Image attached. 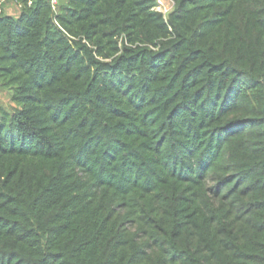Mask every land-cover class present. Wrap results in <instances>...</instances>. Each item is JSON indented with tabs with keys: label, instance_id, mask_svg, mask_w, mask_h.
<instances>
[{
	"label": "trees",
	"instance_id": "trees-1",
	"mask_svg": "<svg viewBox=\"0 0 264 264\" xmlns=\"http://www.w3.org/2000/svg\"><path fill=\"white\" fill-rule=\"evenodd\" d=\"M15 1L0 264H264V0Z\"/></svg>",
	"mask_w": 264,
	"mask_h": 264
},
{
	"label": "rangeland",
	"instance_id": "rangeland-1",
	"mask_svg": "<svg viewBox=\"0 0 264 264\" xmlns=\"http://www.w3.org/2000/svg\"><path fill=\"white\" fill-rule=\"evenodd\" d=\"M159 2V5L161 7L162 10H164V8H167V10L170 8L169 4V0H157ZM58 2V0H57ZM162 2V4H161ZM171 4V3H170ZM19 7L20 5L15 1V0H3L1 5H0V9L8 14H12V15H17L18 11H19ZM0 104L9 108L11 107V105H13V103L10 100V93L8 91H1L0 90Z\"/></svg>",
	"mask_w": 264,
	"mask_h": 264
},
{
	"label": "built area",
	"instance_id": "built-area-1",
	"mask_svg": "<svg viewBox=\"0 0 264 264\" xmlns=\"http://www.w3.org/2000/svg\"><path fill=\"white\" fill-rule=\"evenodd\" d=\"M160 1V0H159ZM57 2V0H51V3H52V5H53V7H54V4ZM161 4H162V2H161ZM156 10H158V11H161L162 13H165L166 11H167V8H164V10H162L161 9V7H160V5H159V2H158V4L154 7Z\"/></svg>",
	"mask_w": 264,
	"mask_h": 264
},
{
	"label": "water",
	"instance_id": "water-1",
	"mask_svg": "<svg viewBox=\"0 0 264 264\" xmlns=\"http://www.w3.org/2000/svg\"><path fill=\"white\" fill-rule=\"evenodd\" d=\"M65 0H58L59 4H63ZM263 116H264V106H263Z\"/></svg>",
	"mask_w": 264,
	"mask_h": 264
}]
</instances>
